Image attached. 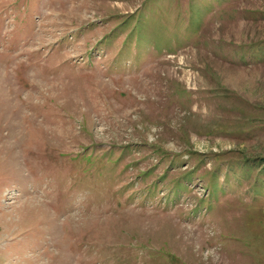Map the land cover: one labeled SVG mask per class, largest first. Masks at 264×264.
Wrapping results in <instances>:
<instances>
[{"label":"rangeland","instance_id":"rangeland-1","mask_svg":"<svg viewBox=\"0 0 264 264\" xmlns=\"http://www.w3.org/2000/svg\"><path fill=\"white\" fill-rule=\"evenodd\" d=\"M0 264H264V0H0Z\"/></svg>","mask_w":264,"mask_h":264}]
</instances>
